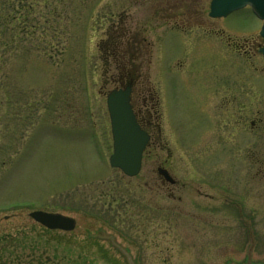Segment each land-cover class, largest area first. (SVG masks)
Here are the masks:
<instances>
[{
	"label": "rangeland",
	"instance_id": "rangeland-1",
	"mask_svg": "<svg viewBox=\"0 0 264 264\" xmlns=\"http://www.w3.org/2000/svg\"><path fill=\"white\" fill-rule=\"evenodd\" d=\"M207 11L200 12L205 23L177 31L172 21H150L147 0H0L1 264H126L107 236L135 264H244L249 243L238 208L252 225L251 259L264 261V176L258 184L249 127L261 98L264 117L260 21L247 8L216 21ZM122 22L152 43L137 68L127 67L125 40L116 42L117 54L113 37H105L111 23ZM114 50L133 76L139 71L137 81L150 60L163 146L157 156L145 150L132 178L108 165L105 93L116 73ZM224 87L230 105L223 130V112L215 106L212 114L210 103ZM164 159L183 191L149 189ZM224 183L226 193L217 188ZM37 209L70 216L76 227L46 232L28 217Z\"/></svg>",
	"mask_w": 264,
	"mask_h": 264
},
{
	"label": "flooded vegetation",
	"instance_id": "flooded-vegetation-1",
	"mask_svg": "<svg viewBox=\"0 0 264 264\" xmlns=\"http://www.w3.org/2000/svg\"><path fill=\"white\" fill-rule=\"evenodd\" d=\"M209 2L210 0L204 3V0H147L148 3V9L151 11L152 18L150 21L156 20L159 22H169L172 21V26L169 29H175L177 31L181 30L179 27H182L185 25V23L200 25V23H205L203 20H201V10L208 9L209 8ZM208 7V8H207ZM193 11L189 12V15L185 17L184 11ZM124 13V12H122ZM121 13V16H122ZM202 17V16H201ZM135 25V24H133ZM111 30V33L105 34V37H113V41L115 44H112V47L115 48L117 51V54L119 52V48L116 45V42L120 39L125 40L126 43H128V50L131 53L130 62L127 64L128 66H132L134 68H137V66L140 65L141 58H143V55L146 57L151 55V48L152 43L147 39L148 35H145L144 32L141 30V28H137L135 26H132V24H124L123 22L121 24L117 23H111V25L108 27ZM143 32V34H142ZM193 40H198L204 43H211L210 37L204 38V37H191ZM259 40L257 39L256 45L259 44ZM229 47L231 46L229 43L227 44ZM241 46V45H240ZM245 46V45H244ZM243 46V47H244ZM242 48V47H241ZM115 50L111 54V61L113 64V67L116 71L115 75H109L106 83L109 84V89H122L126 87H130V105L131 109L133 111V114L139 123V125L143 128V130L149 135V143L147 145V148L152 149V153L157 156V151H162L163 146L160 145V147L157 146V142L160 141L159 135V125H158V115L156 110L154 109L155 103L153 97H151V92L149 90V83L147 80V71H148V64L149 61L147 59V63L145 66L146 73H144V81H137V79L140 78V73L137 71V74L134 76L129 72V69H126L125 64L122 62H119V59L117 57V54H115ZM120 56H122V51H120ZM130 68V67H129ZM132 75V76H131ZM218 91H222L223 96L219 97L218 99H213L210 103L212 114L214 110L216 109L215 106L219 107V110L223 112L222 119L218 120L220 124V128L226 126L227 122L229 121L227 112L228 107L230 105V99L226 97L227 94V87H224L222 89H217ZM150 93V94H149ZM216 95V92H215ZM260 102L257 104L256 108V115L254 120L249 121V127L251 131H255L256 133V143H257V151L254 156V163L256 165L257 169V177H258V184L262 183L263 176H264V117H263V108H262V98L259 100ZM216 123L214 115H211V117L207 121V127H214V124ZM224 130V128H222ZM206 132V130H205ZM211 131H207V137L210 136ZM210 141V139H208ZM146 148V149H147ZM185 147L182 145L181 149H184ZM194 153L193 151H191ZM199 160L197 158L195 159L196 166L199 167ZM163 168L167 170V172L171 175L168 167V160L164 159V162L159 163L156 167L155 175L152 176L150 179L152 181V184H150V190L158 189L159 191H163L167 189L168 186L171 188H176L180 186V190L185 189V183L179 182V180H176L174 184L167 183L162 176L159 175L157 169ZM149 179V180H150ZM226 184L224 183L223 186L219 185L217 188L221 190L222 192L226 193L228 192L227 187H225ZM216 188V183L213 184V189ZM194 190L201 195L199 190L197 188H194ZM169 191V189L167 190ZM166 191V192H167ZM208 196V195H206ZM213 196H210V198ZM180 196L177 197L178 200H180ZM6 219V217H4ZM1 225V220H0ZM43 229V228H42ZM45 230V229H44ZM1 257H0V264H1Z\"/></svg>",
	"mask_w": 264,
	"mask_h": 264
},
{
	"label": "water",
	"instance_id": "water-1",
	"mask_svg": "<svg viewBox=\"0 0 264 264\" xmlns=\"http://www.w3.org/2000/svg\"><path fill=\"white\" fill-rule=\"evenodd\" d=\"M247 4L263 20L259 34L264 40V0H213L209 15L212 17L226 16L231 11ZM260 52L264 60V46ZM129 92V88L111 91L106 98L113 148L109 157V165L119 169L127 177H134L140 171L142 152L148 142V136L135 121L129 104ZM160 173L167 181L173 183L165 171H160ZM29 216L51 230L72 231L75 227L73 218L58 213L33 211L29 213ZM110 240L114 244L111 238ZM116 247L124 256L127 264H133L129 254L121 247ZM247 264L250 262L248 261Z\"/></svg>",
	"mask_w": 264,
	"mask_h": 264
},
{
	"label": "bare ground",
	"instance_id": "bare-ground-1",
	"mask_svg": "<svg viewBox=\"0 0 264 264\" xmlns=\"http://www.w3.org/2000/svg\"><path fill=\"white\" fill-rule=\"evenodd\" d=\"M208 8V7H207ZM35 224H39V225H41L42 227H44L45 229H46V232H54L55 230H51V229H48V228H46L45 226H43L41 223H39V222H37V221H35V220H32Z\"/></svg>",
	"mask_w": 264,
	"mask_h": 264
}]
</instances>
